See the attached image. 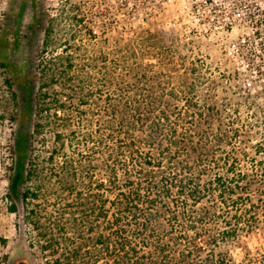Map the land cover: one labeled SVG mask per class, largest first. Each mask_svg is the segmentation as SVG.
I'll return each instance as SVG.
<instances>
[{
  "label": "trees",
  "instance_id": "trees-1",
  "mask_svg": "<svg viewBox=\"0 0 264 264\" xmlns=\"http://www.w3.org/2000/svg\"><path fill=\"white\" fill-rule=\"evenodd\" d=\"M51 33L34 66L0 60L22 114L7 210L21 205L29 245L45 264H238L215 249L256 227L264 168L250 178L222 147L237 135L214 123L236 121L212 103L197 61L176 70L165 47L157 64L121 66L130 57L117 51L112 68L101 54L76 69L66 50L44 54ZM152 38L123 49L135 57ZM45 134L54 145L40 158L30 148Z\"/></svg>",
  "mask_w": 264,
  "mask_h": 264
},
{
  "label": "rangeland",
  "instance_id": "rangeland-1",
  "mask_svg": "<svg viewBox=\"0 0 264 264\" xmlns=\"http://www.w3.org/2000/svg\"><path fill=\"white\" fill-rule=\"evenodd\" d=\"M49 24L52 43L44 54L66 50L75 56L76 69L101 54L112 68L117 51L130 57L121 66L157 64L158 53L166 55L165 47L175 51L171 62L176 70L181 68L180 60L185 64L188 58L196 60L197 70L213 88L212 103L226 121H236L230 127L214 123L215 133L237 135L222 147L250 178L255 169L264 168V0H0V60L18 68L34 66L43 55ZM147 34L153 38L135 57L125 53V45L135 48ZM157 43L160 50L154 46ZM11 74L0 67V264H45L29 245L30 230L21 205L15 213L7 210V176L22 119L7 88ZM24 126L31 132L27 118ZM53 145L52 137L45 134L32 143L30 152L46 158ZM255 188L254 197L261 200L256 227L235 243L215 249L238 264H264V181Z\"/></svg>",
  "mask_w": 264,
  "mask_h": 264
}]
</instances>
